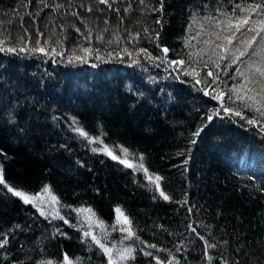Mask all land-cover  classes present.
<instances>
[{
	"label": "trees",
	"instance_id": "obj_1",
	"mask_svg": "<svg viewBox=\"0 0 264 264\" xmlns=\"http://www.w3.org/2000/svg\"><path fill=\"white\" fill-rule=\"evenodd\" d=\"M253 2L259 0H163V10L154 11L160 0H115L111 8L98 0H0L4 47L28 40L29 49L39 41L49 53H0V63L8 64L0 67V166L10 185L29 194L49 186L69 221L39 220L32 204L0 185V242L7 241L0 247V264H63L65 254L72 264H107L100 248L84 237L89 230L113 250L119 244L132 248L134 259L127 264H264V117L254 110L261 106L264 81L256 76L258 83H248V95L256 99L248 101L249 109L231 92L247 83L236 71L249 75L247 56L231 67L228 61L220 68L204 66L214 47L205 41L217 44L221 13ZM77 42L90 51L75 50L84 59L61 66L73 53L64 54L63 46ZM161 46L185 64L169 69L161 60L137 55L146 48L161 56ZM52 48L63 53L56 63ZM193 67L199 76L184 74L182 69ZM209 70L218 78L208 91L223 92L225 106L245 119L225 113L218 100L204 95L206 84L196 79L210 83ZM11 89L19 96L17 106ZM56 113L92 138H109L111 148H126L134 165L142 155L148 174L162 177L170 200L143 170L111 162L92 150L99 144L78 132L67 134L68 146L59 145L51 125ZM252 118L260 123L249 125ZM198 128L203 131L194 137ZM74 203L95 215L78 222ZM117 207L131 221L125 225L134 233L130 239L112 213ZM206 243L215 247L206 249Z\"/></svg>",
	"mask_w": 264,
	"mask_h": 264
},
{
	"label": "snow or ice",
	"instance_id": "obj_2",
	"mask_svg": "<svg viewBox=\"0 0 264 264\" xmlns=\"http://www.w3.org/2000/svg\"><path fill=\"white\" fill-rule=\"evenodd\" d=\"M100 4H104L108 6L109 8L112 7V3L115 2V0H112L110 3V0H98ZM145 0H140L141 4H144ZM47 6V5H45ZM57 7H60V5H57ZM154 11H162L163 10V0H160V8L153 9ZM91 11V9H89ZM125 12L128 11V9H124ZM75 15V13H73ZM222 16H224V20H216V26L221 27L220 32L214 33L216 36V39L218 41H222V43L215 44L214 47L211 49V55L209 56V60L204 62V66L207 68L209 64H212L216 68H220V62L228 61L226 64V67H231L232 65L236 64L237 61H240L243 57H248V61L246 64V70L249 73V75L245 76V72L241 71V69L237 68V75H240L245 78L247 83L237 85L236 88H233L231 92L236 93V98L241 101H245V107L251 109L252 104L248 103V101H251L252 103H256V99L254 96L248 95V92L252 91V89L248 88V83H258L259 81L255 80L254 77L258 76L260 81H264V0H259V2H253L250 4H247L246 6L236 5L233 9L232 14H228L227 12H222ZM256 17L255 19L253 17ZM211 19L215 20V17H212ZM107 24V21H105ZM156 23H160L159 20L156 21ZM79 31V29H76ZM27 31V30H25ZM107 31V29H105ZM147 32V29H145ZM222 32L226 34H221ZM40 35V33H38ZM131 35V33L129 34ZM138 35V34H137ZM118 34L116 36V39H118ZM135 39V37H132ZM98 40H103L102 36L97 37ZM156 39H159V35L157 34ZM47 43V41H45ZM59 44V42H57ZM108 43H112V41H108ZM206 44H211V41H205ZM5 41L3 39H0V51H7L10 53L16 52L17 49L15 47H4ZM159 47V45H158ZM219 49V51H217ZM20 52H25L26 49L24 47H21ZM28 51L33 52H40L45 55H48L49 53L45 51L44 47L40 46V42H36V47L34 49H29ZM56 55H62L63 53L58 52L56 48H52L51 50ZM84 53H88L90 50L87 48L81 49ZM123 51L126 54L131 55V53H128L127 49H123ZM161 52L164 54L163 56H153L151 52L148 51L146 48H140L138 49L137 55H144L146 59L155 62L156 60H161L162 62L168 63L170 66H179L184 65L185 61L183 59L180 60H166L167 54L169 52V49L167 47L161 48ZM111 55V53H109ZM119 55V53H117ZM216 57V60H213L212 57ZM191 57V54H190ZM189 57V58H190ZM101 57L97 56V59H100ZM84 57L77 56L75 54V50H73V53L71 56L68 57L69 62L71 63L73 60H83ZM133 64L139 63L138 60L133 59ZM184 71V74L186 75H192L194 78L199 76V73L196 71V69L193 67L191 69L184 68L182 69ZM207 76L211 77V82L202 81L201 79H196L197 84L205 83L206 87L201 89L204 92L205 96H211L214 100L221 101V108L225 113H231L234 116H239L241 119H245V117L242 115L241 111L235 110L233 108L224 106L222 103L224 99L223 92H219L216 95H213L211 92L208 91V89L212 88V86L216 83V80L218 78V73H214L212 70H209L207 72ZM235 79V77H233ZM241 89L243 90V93L241 94ZM261 91L264 92V86H262ZM213 92H215V89H213ZM229 99H231V96H229ZM261 106L256 107L254 110L261 116L264 117V96L261 97ZM220 112V109L215 110L212 114L208 115L206 118L208 121H212L214 116L218 115ZM247 123L249 125H257L260 123L259 120L256 118L247 119ZM75 131L79 133L80 136L85 137L88 139L89 143H96V144H102V141L97 138H92L89 136V134L82 128L77 127L75 128ZM203 131V128H198L195 132L192 133L194 137H199L201 132ZM261 131H264V125H261ZM193 144L196 143V140L193 139L191 141ZM95 151L103 152L109 156H111L114 160H119L120 163L124 164L126 167L134 168L136 171L143 170L145 174L148 176L149 182L153 183L155 185V188L157 191H159V194L161 197H163L164 200H170V197L161 189L160 181L162 180V177L158 175H150L148 174V170L144 167L143 164V156L141 155L139 157V163L133 164L129 162V159L131 158V154L128 152V150L122 146H120L118 149L112 148L110 149L107 145H104L100 148H93ZM117 151L122 153L123 155H117L115 154ZM0 185H3L4 188L7 189L9 193H11L13 196L19 198L24 204H32L33 207H36L37 210L40 212V214L43 215H52L53 219H61L64 220L65 224H68L69 221L65 219L63 216H60L59 212H48L46 213L44 211V205L50 204L54 206L59 203L58 198L51 194V190L49 186L45 185L41 189L40 192H37L35 194H29L24 190H20L16 188L15 186H12L9 184V182L5 179L4 175V169L2 166H0ZM47 197V199H45ZM74 211L77 212H88L91 216H94L95 213L92 212L91 209H74ZM191 211V210H189ZM115 212L117 214V222L121 224L120 230L122 232H126L127 236H125V239H130L134 236L133 231L130 227H125V225H130L131 221L128 219L127 216L124 215L122 209L117 207L115 209ZM102 224V222H99ZM195 231V229H193ZM84 237L88 238L90 237L92 243H94L96 246L100 248V250L103 252V254L107 257V264H117V260L119 261H126L134 259L133 249L130 247H126L124 249L117 250L114 253L113 249L108 247L105 242L98 238L97 235L93 234L90 230L85 231L83 233ZM203 239V237H201ZM7 241L4 240L0 242V247H3L4 244H6ZM143 243V242H142ZM147 248H156L155 245H145ZM215 247V245L207 244L206 243V249ZM145 255L151 256V252H145ZM47 264H52L51 261H48ZM63 264H72V261L69 259V256L65 254L63 258ZM157 264H160V261L157 260Z\"/></svg>",
	"mask_w": 264,
	"mask_h": 264
},
{
	"label": "bare ground",
	"instance_id": "obj_3",
	"mask_svg": "<svg viewBox=\"0 0 264 264\" xmlns=\"http://www.w3.org/2000/svg\"><path fill=\"white\" fill-rule=\"evenodd\" d=\"M29 42H28V40H24V41H20V42H18V43H15V44H12V45H10L9 47H15L16 49H17V51L16 52H13V53H15V54H17V53H21L20 52V48L21 47H24L25 49H26V51L25 52H27L29 49H34L35 47H32V48H29V49H27L26 47H27V44H28ZM33 45H35V44H33ZM40 46L41 47H44L45 48V45H43V44H40ZM82 46H81V44H80V42H77V44L76 45H74V44H71V45H67V44H65L64 46H63V53L65 54L66 52H68V51H70V50H81L82 48H81ZM163 47H167V46H161L160 47V53H161V56H163L164 54L161 52V48H163ZM168 48V47H167ZM169 49V48H168ZM45 51H46V49H45ZM77 51V52H78ZM170 51V50H169ZM29 53H31V54H43V53H40V52H33V51H28ZM58 52H61L62 53V51H58ZM0 53H3V51H0ZM4 56H5V54H4ZM62 56L63 55H56L55 53H54V56H51V58L52 57H54V59H53V61L56 63V62H58V61H60L61 59H62ZM17 57H18V55H17ZM166 60H172V58H171V56H170V52H168V54H167V57H166ZM177 60H179V59H177ZM60 64H61V66L62 65H66V66H73V65H76L77 64V61L76 60H73L71 63L69 62V60H61V62H60ZM6 65H8V64H6V63H0V67H3V68H5V66ZM165 65H166V67L167 68H169V69H171V67H170V65L168 64V63H166L165 62ZM14 71H15V69H14ZM172 72H173V70H172ZM19 73H21V72H19ZM19 75H22V73L21 74H19ZM140 76V75H139ZM1 78V77H0ZM21 78H24L23 76H19L18 77V79H21ZM141 79H144V77H141ZM135 81H138V82H140L141 83V80H139V79H134ZM2 85V82L0 81V87H2L1 86ZM11 92L15 95L16 93L14 92V90L12 91V89H11ZM23 92L24 91H21L20 93L21 94H23ZM25 93V92H24ZM224 101H225V94H224V99H223V104H224V106H225V103H224ZM220 102L221 101H219L218 100V103L220 104ZM14 105H19V96L16 94V98H15V102L13 103ZM220 106H221V104H220ZM53 123L51 124L54 128H55V134H56V137L57 138H55V140L54 141H56V142H58L59 143V145H61V143L63 142L64 144H66V146H68L67 144H69L70 142H71V140L69 139V138H66V136H67V134L71 131V132H73L72 134H73V136H75V134H76V131H75V127L71 124V123H69V122H67V118L63 115L62 117L58 114V113H56L55 115H54V118H53V121H52ZM71 134V135H72ZM104 139H102L101 141H102V144H99L96 148H100V147H103L104 145H107L110 149H112L111 147H114V142H112V140H110L109 138H107V137H103ZM116 145V144H115ZM119 146V145H118ZM97 153H99V154H101L102 156H107L109 159H110V161L111 162H113V163H115V164H117V165H119V166H122V167H125V168H129V167H126L125 165H123V164H121V163H117V162H114L111 158H110V156L109 155H107V154H105V153H103V152H100V151H97ZM116 154V153H115ZM130 162V161H129ZM131 163V162H130ZM75 204V203H74ZM76 206H78L79 204H75ZM44 211L46 212V213H48V212H53V214H54V212H59V214H60V216H63L62 215V212H61V206H58L57 207V204L54 206V211H53V206L52 205H50V204H45L44 206ZM36 208V207H35ZM37 209V208H36ZM74 209H89V207H86V206H83V205H79V207H77V208H74ZM112 209V208H111ZM38 211V210H37ZM39 212V211H38ZM75 213H76V219H77V221L78 222H85V221H87V220H90L91 219V215H90V213H88V212H77V211H74ZM40 213V212H39ZM112 213L114 214L115 213V209H114V211H113V209H112ZM27 215V214H26ZM65 218V217H64ZM39 220H41V221H43V222H45V223H49V222H54L55 220H61V219H53L52 218V215H39ZM39 220H37L38 222H40ZM60 225V224H59ZM50 254V253H49ZM48 254V255H49ZM50 256V255H49ZM117 264H118V261H117ZM122 264H127V262L126 261H123L122 262Z\"/></svg>",
	"mask_w": 264,
	"mask_h": 264
},
{
	"label": "rangeland",
	"instance_id": "obj_4",
	"mask_svg": "<svg viewBox=\"0 0 264 264\" xmlns=\"http://www.w3.org/2000/svg\"><path fill=\"white\" fill-rule=\"evenodd\" d=\"M216 42H217V43H222V41H218L217 39H216ZM212 44H213V46H215V41L212 42ZM212 44H211V45H212ZM218 50H219V49H218ZM223 94H224V93H223ZM222 103H223V101H222ZM224 103H225V101H224ZM220 104H221V102H220ZM220 104L218 103L219 108H221ZM45 199H47V197H45ZM92 225H95V224H92ZM89 227H91V226H89ZM114 248H115V249L113 250V253H114V258H115V253L117 252V250L124 249V248L121 246V244L116 245V247H114ZM117 261H118V264H122V262H123V261H119V260H117Z\"/></svg>",
	"mask_w": 264,
	"mask_h": 264
},
{
	"label": "water",
	"instance_id": "obj_5",
	"mask_svg": "<svg viewBox=\"0 0 264 264\" xmlns=\"http://www.w3.org/2000/svg\"><path fill=\"white\" fill-rule=\"evenodd\" d=\"M110 158H111V156H110ZM112 159V158H111ZM114 162H117V163H120L119 162V160H114V159H112ZM122 164V163H121ZM124 165V164H123Z\"/></svg>",
	"mask_w": 264,
	"mask_h": 264
}]
</instances>
